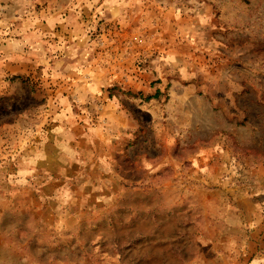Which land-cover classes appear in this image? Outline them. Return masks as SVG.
Returning <instances> with one entry per match:
<instances>
[{
  "label": "rangeland",
  "instance_id": "374dc122",
  "mask_svg": "<svg viewBox=\"0 0 264 264\" xmlns=\"http://www.w3.org/2000/svg\"><path fill=\"white\" fill-rule=\"evenodd\" d=\"M0 204V264H264V0H0Z\"/></svg>",
  "mask_w": 264,
  "mask_h": 264
},
{
  "label": "crops",
  "instance_id": "0c3cea01",
  "mask_svg": "<svg viewBox=\"0 0 264 264\" xmlns=\"http://www.w3.org/2000/svg\"><path fill=\"white\" fill-rule=\"evenodd\" d=\"M22 188L23 187H18L14 190L13 198L24 199L23 204L25 205H29L30 202H35L37 205L40 204L42 208L47 207V208H51V210H55L54 207H50V202H54L55 204L61 206L62 205L61 200L63 202V200L65 199L64 190H55V189H48L43 187L37 189L36 191L34 190L28 191L29 188L26 187H24V189ZM55 220L56 219H54L51 222V226L56 225V223L54 222ZM58 226L59 225H57V227Z\"/></svg>",
  "mask_w": 264,
  "mask_h": 264
}]
</instances>
